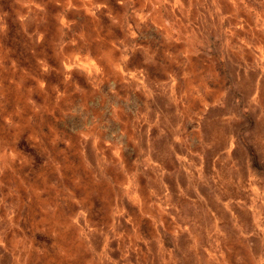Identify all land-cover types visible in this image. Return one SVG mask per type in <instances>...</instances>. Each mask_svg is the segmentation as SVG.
<instances>
[{
	"label": "rangeland",
	"instance_id": "rangeland-1",
	"mask_svg": "<svg viewBox=\"0 0 264 264\" xmlns=\"http://www.w3.org/2000/svg\"><path fill=\"white\" fill-rule=\"evenodd\" d=\"M0 264H264V0H0Z\"/></svg>",
	"mask_w": 264,
	"mask_h": 264
}]
</instances>
